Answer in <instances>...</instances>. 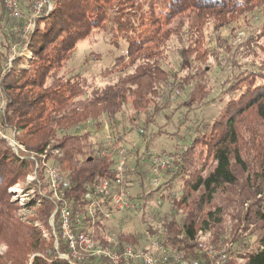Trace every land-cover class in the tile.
<instances>
[{
  "label": "trees",
  "instance_id": "16d2710c",
  "mask_svg": "<svg viewBox=\"0 0 264 264\" xmlns=\"http://www.w3.org/2000/svg\"><path fill=\"white\" fill-rule=\"evenodd\" d=\"M108 1L53 0L54 10L38 18L23 40L0 31V48L7 51L5 56L0 50L3 126L15 132L25 150L17 153L0 139V243L6 246L0 264H111L61 257L70 250L61 239L59 213L53 226L50 223L58 206L46 174L50 161L70 181L65 200L74 222L83 217L100 243L147 248L145 233L150 232L171 255L163 264H178L175 256L211 264L198 242L200 232H209L212 248L225 249L230 263L239 258L242 264H264V0H136L134 7H144L145 17L129 7L127 1L132 0H119L116 8L106 11ZM0 7V28L22 25L8 18L1 0ZM124 7L128 10L121 13ZM244 30L249 35L240 38ZM98 32L111 37L122 51L101 70L100 76L108 80L103 86L97 76L71 67L75 42ZM235 34L238 42L233 41ZM169 53L180 59L177 70L171 67ZM13 55L17 57L7 69ZM212 67L222 70L223 95L229 98L216 117L198 124L199 112L218 99ZM177 87H191V92L172 111L179 114L173 124L168 111ZM121 117H126L127 126L144 130L143 135L156 125L151 142L165 134L163 127L174 126L171 136L177 144L169 154L172 176L155 190L149 188L148 151L140 153L141 146L130 150L134 156L127 180L137 199L144 195L140 220L146 232L119 229L111 237L103 210L91 224L85 196L101 180L116 176L114 149L123 142ZM157 119L165 124L158 126ZM193 122L197 135L185 142L182 130ZM107 126L114 149L103 137ZM105 150L107 156L102 155ZM29 176L35 177L26 185L31 198L19 205L10 189ZM157 193L166 198L170 211L146 217ZM22 209L35 212L21 220L16 213ZM241 223L251 224L248 233L254 238L247 248L240 244V250L230 251L231 260L227 251L239 241Z\"/></svg>",
  "mask_w": 264,
  "mask_h": 264
},
{
  "label": "rangeland",
  "instance_id": "374dc122",
  "mask_svg": "<svg viewBox=\"0 0 264 264\" xmlns=\"http://www.w3.org/2000/svg\"><path fill=\"white\" fill-rule=\"evenodd\" d=\"M21 2H22V8L24 11V15L27 16L29 14V7H30L29 1L28 0H21ZM118 2H119V0H109L108 2H106V4H105L106 11H109V10L116 8L118 6ZM127 2H131L132 5H129V7L133 8L132 9L133 11H135L137 9L139 10L138 11L139 13H137L139 16L145 17V14L143 13V12H145L144 7H142V6L134 7L137 5L136 0L127 1ZM132 2H134V5ZM127 8L128 7H124L122 9H120L121 13L128 10ZM9 15L10 14L7 12L8 18L12 21H15V23H16V20L13 19V17L11 15L10 16ZM173 24H172V26H173ZM3 30L5 31V33L9 34L10 37H11V35L14 34L16 36V38H18V39L20 38L21 40H23L22 36L28 35L27 33L30 30V26H25V28L24 27L21 28V26H2L0 28V31H3ZM236 34L233 35L234 36V39H233L234 42H238L237 38H235ZM225 35H230V32H226ZM248 35H249L248 30H244L243 32L238 34V36L240 38L248 37ZM231 36H232V33H231ZM111 42H113L112 38L109 37L107 34L102 33V32L101 33H99V32L95 33L88 40L76 41L75 42L76 45L74 46L73 61L71 62V67H73L76 72L83 73L84 75H87L88 77L97 76L96 82L100 86H103L104 84H106L108 82V80H105L104 78H102L100 76L101 70L110 66L113 63V60L117 56H119L122 52V51H120V49H118V47H116ZM262 42H264V41H262ZM0 50H2V52H4L5 56H7V51L3 50L2 48H0ZM16 55L15 56L13 55L14 57H12L9 60V63L6 66L7 69L12 68L11 66L13 64L14 58L17 57ZM169 61L171 62V67L174 70H177L179 68L180 59L177 55H175L174 53H169ZM215 64H216L215 66H217V63H215ZM212 68H214L213 73H212V80H213V82L216 81V86H217L214 89V96H217L218 99L215 101L213 106H210L208 109H204L202 112H199V119L200 120L198 121V124L200 123L201 119L209 120L210 118L216 117L218 115L219 110H221L226 105L228 98H229L228 96L223 95V90L225 88L223 86L224 78L222 76V74H223L222 70L220 68H215V67H212ZM220 71L222 72V74ZM190 89H191V87H177L175 89V92L173 93L172 98L174 96L175 97L173 98V103H172L171 108L168 111V113L174 111L180 103H182L183 101H185L188 98V95L191 92ZM220 94L222 96L219 97ZM0 98H2V97H0ZM4 108H5V102H4V99H1L0 100V125H1L0 126V139H3V140L10 143L9 140H10V138H12L15 135V132L8 129L5 125L3 126L2 114L4 112ZM170 115L173 116L172 117L173 124L176 123L179 119V114L174 116L173 112H172V113H170ZM126 123H127L126 117L119 118L118 130L120 131V135L123 138V142L119 145V147L126 148L128 150V152H130V150L135 151L138 147L141 146L140 153L144 152V149L146 148V151H148L147 155L149 156V163H150V156H151L150 153L162 155L163 158H169L170 152L175 151V145L177 144V142H175L173 140L174 138L171 136V133H173L175 131L174 126H173V128H172V126L163 127L165 134L162 136H159L156 140L151 142L152 136H153L151 134L156 130V125H150L149 129H147V131L143 135L140 132L141 131L140 128L134 129L132 126H127L128 124L126 125ZM141 123H142V120H141ZM157 124H158V126H163L165 124V120L157 119ZM196 126H197V122H193V125L191 127H189V125H188V129L183 128V130H182L183 136H186L185 142H188V141L192 140L194 137H196L197 134H196V132H194ZM126 128H127V131L125 130ZM108 131L110 133L112 132L111 128L107 126L105 134H103V137H106V139L108 136ZM99 135L100 134H98V136ZM111 136H112V133H111ZM146 145H147V147H146ZM12 149L15 151V149L13 147H12ZM133 156H134L133 152H130V154H129V160L130 161L132 160ZM49 165L53 166L52 161L49 162ZM151 170H152V167H151ZM172 171H173V169H170V170L168 169L166 172L158 174V177L160 178L161 185L170 176H172V173H173ZM146 173L148 174L147 171H146ZM151 176L153 179L154 174L152 173V171H151ZM34 178L29 176L26 179L27 180L26 183L24 182V183L18 184V185H16V187H13L10 189L11 190L10 192L13 193V199L19 205H24L31 198L30 197L31 195H29V194H31V192L27 191L28 189H26L27 188L26 185L31 183V181ZM152 179H151V184H152ZM132 188L129 190L132 208L122 210V211H115L109 217H107L108 218L107 222L109 223V227H110V231H111V234H110L111 237H114L117 234V232L119 231V229H123V230L130 231V232H137V233L138 232L139 233H145L146 232L144 225L140 220L142 217V212L140 210V207H141L140 203L142 200H140V199L144 198V195H142V194L139 195L140 198L137 199L136 191ZM149 188L152 189V185ZM249 205H250V202H249V204L245 205V208L249 209V207H248ZM169 211H170V207H169L168 201L166 200V198L163 197L162 194L157 193L156 197L149 202V207H148V210L146 211V217L149 216L151 218V216L156 215V214H160V216H163L165 214H168ZM33 212H35V209H33V210L22 209L21 211L19 210L16 213V216L18 218H20L21 220L30 219L33 216ZM243 216H244V212H243ZM227 220L229 221L227 223L228 226L229 227L232 226V228H233V225H231L230 220L229 219H227ZM238 227H240V228L238 229V236H236V237H237V240H239V241L237 243L230 244V250L227 251L228 255H230V251H231V253H233V251L240 250V247H241L240 244H242L243 249L247 248L249 246L251 240H253V238H254V236L252 237V235L250 236L248 233V232H250L249 227H251V224L241 223V225H238L237 228ZM247 229H249V230H247ZM209 240H210V236H206L205 239H203L201 241V243L204 246L202 251L206 252V250H208V251L212 252V250H213L215 252L214 254L212 253V256H214V258L211 257L206 252L208 257H210V259H211L210 260L211 264H214V262H215V255L223 254L228 258L227 254H225V252L223 251L225 249H223V250L213 249L212 246L210 245ZM5 250H6V246H4L2 243H0V252H4ZM230 256H231V260H233V255L231 254ZM229 261H230V259L228 258V262ZM235 263L236 264H242V260L237 258V260H235ZM230 264H233V263L231 262Z\"/></svg>",
  "mask_w": 264,
  "mask_h": 264
},
{
  "label": "built area",
  "instance_id": "2783aa9c",
  "mask_svg": "<svg viewBox=\"0 0 264 264\" xmlns=\"http://www.w3.org/2000/svg\"><path fill=\"white\" fill-rule=\"evenodd\" d=\"M2 2L13 19L22 21L21 26L24 28L25 26H30L29 31L34 29L38 18L54 10L53 0H34L33 4L29 7V14L25 16L21 0H2ZM140 132L143 133L144 130L141 129ZM107 140L108 147L114 149L115 142L110 132H108ZM9 141L17 153L25 151L24 146L16 139L15 135L10 138ZM114 151L116 153L115 178L111 180H101L95 185L92 191L88 192L85 196L88 203L87 214L92 218L91 224H95L96 217L102 210L105 216L109 217L115 211L132 208L129 194V186L131 184L127 180L129 152L126 148L119 146L115 148ZM107 154L108 150L102 152L103 156H107ZM150 155L151 171L154 174L151 185L152 190H155L161 185L158 174L171 169L170 162L172 158H163L162 155L151 153ZM46 174L49 188L52 191L56 205L58 204L50 223L53 226L54 218L56 214L59 213L61 239L68 244L70 250V254L61 255L62 258L79 262L88 258L104 259L107 261L109 260L111 264H163L169 260L171 257L169 251L157 240L152 238L150 232H146L145 234V236L149 238V245L147 248L133 246L132 244L112 246L96 241L89 229L84 226L83 217L77 216L76 223L73 220L71 209L69 208L68 202L65 200L66 190L70 185L69 179L57 166L49 165ZM30 177L34 178L33 176ZM206 236H210V233L200 232L199 234L198 242L201 249L204 248L201 241L205 239ZM206 252L214 258V256H212V253H215L213 250L212 252L206 250ZM174 261L178 264H204L203 261L184 260L181 256H175ZM214 264L230 263L225 255L219 254L215 255Z\"/></svg>",
  "mask_w": 264,
  "mask_h": 264
}]
</instances>
